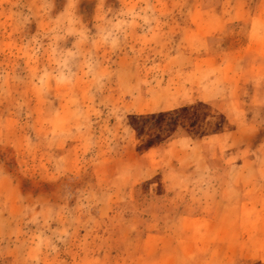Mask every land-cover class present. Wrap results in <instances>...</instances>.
I'll use <instances>...</instances> for the list:
<instances>
[{"label": "rangeland", "instance_id": "obj_1", "mask_svg": "<svg viewBox=\"0 0 264 264\" xmlns=\"http://www.w3.org/2000/svg\"><path fill=\"white\" fill-rule=\"evenodd\" d=\"M260 2L0 0V264L169 262L158 245L177 214L202 210L228 173L165 162L168 142L216 122L192 92L168 111L153 93L172 85L173 56L205 53L200 31L218 62L243 49ZM136 166H155L145 183L117 178Z\"/></svg>", "mask_w": 264, "mask_h": 264}, {"label": "crops", "instance_id": "obj_2", "mask_svg": "<svg viewBox=\"0 0 264 264\" xmlns=\"http://www.w3.org/2000/svg\"><path fill=\"white\" fill-rule=\"evenodd\" d=\"M259 4L261 11L249 19L241 18L240 27L247 26L243 49L228 51L218 62V57L210 55L215 37L200 31L205 53L173 56L167 61L175 71L172 85L153 93V105L168 111L192 92L194 103L201 107L200 116L208 113L216 122L210 131L191 132L168 142L165 162L169 159L181 168L214 172V160H223L228 177L219 194L203 198L202 210L177 214L168 232L171 242L161 239L158 245L160 255L168 249L174 252L168 263L162 258L152 264H264V2ZM255 61H260L257 66ZM250 72L260 78L244 88L242 75ZM166 90L172 92L167 98L162 96ZM244 91H251L247 103ZM154 168L136 166L130 177L122 172L117 178L122 183L134 179L142 184ZM190 253L195 257L189 258Z\"/></svg>", "mask_w": 264, "mask_h": 264}]
</instances>
